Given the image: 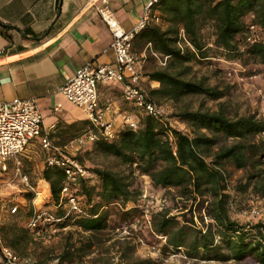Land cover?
<instances>
[{
    "label": "trees",
    "instance_id": "16d2710c",
    "mask_svg": "<svg viewBox=\"0 0 264 264\" xmlns=\"http://www.w3.org/2000/svg\"><path fill=\"white\" fill-rule=\"evenodd\" d=\"M157 10L162 24L142 28L132 40L133 46L149 43L147 55L166 56L164 67L152 68L145 73L148 80L158 83L148 91L149 96L164 99H177L186 94L204 95L210 99L222 96L221 92L201 81L182 79L169 70L175 63L209 56L200 34L205 26H210L213 31L211 47L215 57L243 63L251 60L264 66V38L253 43L244 40L249 23L257 25L264 34V0H158ZM163 24L166 26L161 28ZM179 29L192 50L187 46L180 50L176 46ZM179 117L195 129L210 134L199 132L188 136L165 122L143 115L136 129L122 127L115 140H97L93 145L123 163L135 164L153 187L174 188L178 196L191 203L198 199L200 208L205 210L211 222L204 229L193 222L177 226L175 216L161 214L152 225L153 231L165 238L164 248L177 250L184 247L190 257L203 252L205 257H210L207 259L239 261L248 257L257 264H264V224L248 226L229 219L230 197L225 191L221 168L224 162L241 168L250 157L257 153L261 155L264 150L246 139L264 131V119L252 115L229 118L220 110H185ZM219 137L237 141L211 152ZM93 173L99 179L97 189L86 183L88 171L87 177L80 179L74 190L83 215L72 221L64 218L56 224L59 228L73 225L81 231H100L105 226V214L100 208L116 199L124 203L136 193L129 190L128 184L117 174L101 169H94ZM62 180L59 168L44 166L38 182L32 186L36 192L32 199L34 204H47L53 208L58 203ZM256 187L264 193V178ZM31 197L32 193L28 192L26 198ZM53 214L61 217L64 208H54ZM29 233V229L15 222L0 226L2 241L12 250L23 249L30 242Z\"/></svg>",
    "mask_w": 264,
    "mask_h": 264
},
{
    "label": "rangeland",
    "instance_id": "374dc122",
    "mask_svg": "<svg viewBox=\"0 0 264 264\" xmlns=\"http://www.w3.org/2000/svg\"><path fill=\"white\" fill-rule=\"evenodd\" d=\"M200 34L209 56L206 59L193 58L175 63L169 70L182 79L201 81L205 86L221 92L222 96L216 99L198 94H186L177 99L150 96L156 103L166 106L168 116L165 123L191 136L199 132L210 133L195 129L182 120L179 114L185 110L208 112L220 110L229 118L252 115L257 119H264V104L261 102V96H264V66L251 60L243 63L224 61L222 57H215L211 47L212 28L210 26L202 28ZM141 49L139 46L132 47L137 59H140L138 53ZM162 67L164 65L159 64L155 57L145 53L142 71ZM143 89L149 95L148 91L151 88L143 86ZM137 116L140 121L143 115ZM71 130L70 127L62 125L56 130L57 135L50 137V141L57 146L66 144L65 154L76 159L89 171V177L86 179L89 186L98 188L99 179L93 170L101 169L117 174L128 184L129 190L136 193L132 194V199L124 203L116 199L100 208L105 214V226L100 231L86 232L68 225L67 228L49 237L30 239L21 250L13 249L19 257L30 258L34 264H257L248 257L239 261L232 259L218 261L207 259L210 257H205L203 252L190 257L184 247L177 250L164 248L165 238L155 233L152 225L161 214L175 216L177 226L193 222L195 226L204 229L205 225L211 222L205 210L200 208L198 199L191 203L189 199L178 196L179 193L174 188L153 187L148 177L141 174L135 164L123 163L117 157L104 154L97 150L93 143L77 146L70 142ZM246 140L264 150V131ZM236 141L232 138L219 137L211 152L219 146H228ZM256 155L250 157L241 168L230 162H224L221 166L225 178V191L229 194V203L234 208L229 209L228 203L227 215L230 220L248 226L258 222L246 220L237 215L236 210L264 202V193L258 191L256 187L264 178V151L261 155L257 157ZM44 157L45 152L37 144H30L16 156L17 162L12 158L6 160L4 170L0 164V226L11 222L24 226L32 207L44 208L53 214L54 208L47 204L35 205L32 202L36 192L29 191L19 178V175L25 174L29 185L37 183L45 166ZM28 192L32 193L30 199L26 198ZM11 203L18 206L14 213L8 211ZM252 231L255 233V230ZM262 232L264 234L263 230ZM216 241L215 236L214 242Z\"/></svg>",
    "mask_w": 264,
    "mask_h": 264
},
{
    "label": "crops",
    "instance_id": "0c3cea01",
    "mask_svg": "<svg viewBox=\"0 0 264 264\" xmlns=\"http://www.w3.org/2000/svg\"><path fill=\"white\" fill-rule=\"evenodd\" d=\"M106 1L124 29L138 21L146 2ZM98 3L99 0H0V102L15 97L33 98L42 115L41 136L62 152L67 149L66 144L57 146L50 141L57 135L56 130L62 125L70 127V142L75 143L74 138L89 124L83 110L67 102L59 88L84 63L113 61L109 31L95 10ZM141 48L135 65L139 84L155 88L158 83L147 79V70L142 71L149 46ZM155 58L160 64L161 57ZM97 100L99 106H108L106 117L119 129L124 115L137 122V115H143L123 100L121 86L116 82L98 84ZM56 104L60 107L55 110ZM30 144H37L42 150L36 140Z\"/></svg>",
    "mask_w": 264,
    "mask_h": 264
},
{
    "label": "built area",
    "instance_id": "2783aa9c",
    "mask_svg": "<svg viewBox=\"0 0 264 264\" xmlns=\"http://www.w3.org/2000/svg\"><path fill=\"white\" fill-rule=\"evenodd\" d=\"M157 2L158 0H146L140 18L130 29L122 28L110 11L106 0H99L98 5L95 6L96 12L110 34L109 47L113 53V61L112 63L86 62L78 67L59 88L67 102L83 110L89 124L82 134L74 138L77 145L93 143L97 140L113 141L120 130L114 127L112 121L106 117L109 111L108 106L101 107L98 104L97 85L100 83H119L121 96L125 102L141 111L143 115L166 122L168 116L166 106L156 103L139 84V73L135 67L137 59L132 51V40L139 30L149 25L162 24L161 15L157 10ZM263 38L264 34L257 25L247 24L244 32L246 43L260 41ZM176 46L180 50L183 46L192 50L181 29L178 32ZM165 60L166 56H161L160 64L164 65ZM258 93L260 94L259 90ZM261 102L264 104V96H261ZM59 107L60 105L56 104L54 109ZM41 123L42 115L33 98L15 97L9 101L0 102V164L2 169H5L4 162L10 158L17 162L16 156L36 140L45 152L44 165L59 168L63 174L58 203L53 208H64V214L57 217L44 208L32 207L24 226L29 229L34 238L54 235L59 230L67 228V226L59 228L56 225L61 223L64 218H69L72 221L83 215L74 190L78 181L88 175L87 169L81 163L52 146L46 137L41 136ZM122 127L134 130L137 128V121L124 115ZM19 178L29 191H34L33 187L28 184L25 174L19 175ZM17 208V204L11 203L8 206V211L14 213ZM229 209L234 210L231 204ZM144 212L146 213L147 210L145 209ZM236 214L246 220L264 224V202L243 207L236 210ZM0 264H34V262L30 258L19 257L3 243L0 234Z\"/></svg>",
    "mask_w": 264,
    "mask_h": 264
},
{
    "label": "bare ground",
    "instance_id": "6f19581e",
    "mask_svg": "<svg viewBox=\"0 0 264 264\" xmlns=\"http://www.w3.org/2000/svg\"><path fill=\"white\" fill-rule=\"evenodd\" d=\"M33 202V201H32ZM34 203V202H33Z\"/></svg>",
    "mask_w": 264,
    "mask_h": 264
}]
</instances>
